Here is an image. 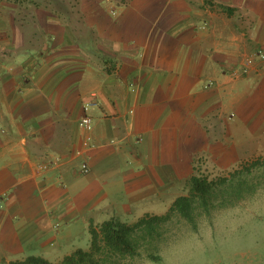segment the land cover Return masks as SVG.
I'll use <instances>...</instances> for the list:
<instances>
[{"label": "crops", "instance_id": "crops-1", "mask_svg": "<svg viewBox=\"0 0 264 264\" xmlns=\"http://www.w3.org/2000/svg\"><path fill=\"white\" fill-rule=\"evenodd\" d=\"M258 48L264 0H0V264H57L90 225L164 214L198 169L244 158L264 72H230Z\"/></svg>", "mask_w": 264, "mask_h": 264}, {"label": "rangeland", "instance_id": "rangeland-1", "mask_svg": "<svg viewBox=\"0 0 264 264\" xmlns=\"http://www.w3.org/2000/svg\"><path fill=\"white\" fill-rule=\"evenodd\" d=\"M244 158L218 171L200 168L196 174L208 178L228 175L230 171L254 161L264 160V134L251 135ZM188 193V187L179 191ZM136 253L118 255L103 250L95 254L99 264H264V179L261 187L232 206L199 210L195 226L176 213L156 224L152 235L140 232ZM80 242L84 244L83 237Z\"/></svg>", "mask_w": 264, "mask_h": 264}, {"label": "trees", "instance_id": "trees-1", "mask_svg": "<svg viewBox=\"0 0 264 264\" xmlns=\"http://www.w3.org/2000/svg\"><path fill=\"white\" fill-rule=\"evenodd\" d=\"M264 179V160L250 162L230 171L228 175L208 178L206 175L192 174L188 179V193L175 197L168 210L161 215H144L135 222L126 223L108 219L98 225H90V247L78 248L65 255L57 264H99L95 254L103 250L118 255L133 256L145 235H152L156 224L168 221L176 213L195 226V216L199 210L209 212L214 207L232 206L247 194L255 193ZM10 264H52L41 256L29 255Z\"/></svg>", "mask_w": 264, "mask_h": 264}, {"label": "built area", "instance_id": "built-area-1", "mask_svg": "<svg viewBox=\"0 0 264 264\" xmlns=\"http://www.w3.org/2000/svg\"><path fill=\"white\" fill-rule=\"evenodd\" d=\"M259 62L258 68L264 72V48H258L246 55H244L241 60L232 68L231 74L233 76H241L249 74L255 67L256 62ZM93 103V102H92ZM92 103L84 104V110L87 109L89 105ZM92 118L84 113L78 120V127L82 132L81 145L77 148L73 157H83L76 167V172L79 174H86L89 171V167L86 161V157L84 156L85 152L92 147H94V143L91 138V130H92ZM139 140V138H138ZM59 163V158H46L37 164V168L40 171H45L49 169L51 166H54Z\"/></svg>", "mask_w": 264, "mask_h": 264}]
</instances>
